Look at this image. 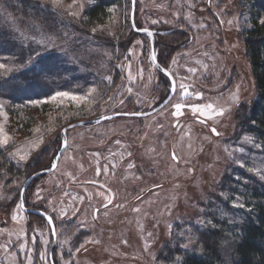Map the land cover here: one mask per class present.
Masks as SVG:
<instances>
[{
    "label": "rangeland",
    "instance_id": "obj_1",
    "mask_svg": "<svg viewBox=\"0 0 264 264\" xmlns=\"http://www.w3.org/2000/svg\"><path fill=\"white\" fill-rule=\"evenodd\" d=\"M96 1L53 6L83 21ZM10 4L0 0V29L12 31L15 43L0 52V82L31 66L33 57L51 86L29 94L24 107L0 90V151L21 170L0 173V264H51V227L25 213L20 193L30 174L51 165L63 128L147 111L168 96L171 82L157 69L150 34L141 28L163 33L156 53L176 76V92L149 116H117L68 130L58 167L30 185L25 197L55 219L56 264H181L179 253L169 256L176 248L205 254L198 232L213 225L210 212L234 226L249 213L243 185L264 190V153L247 125L257 90L241 34L254 16L264 19V0H136V29L132 0H118L95 32L115 44L61 23L44 32L29 24L20 29ZM162 40L176 48L163 47ZM58 91L84 99L52 101ZM176 103L183 105L179 115ZM229 241L225 264H232Z\"/></svg>",
    "mask_w": 264,
    "mask_h": 264
},
{
    "label": "trees",
    "instance_id": "obj_2",
    "mask_svg": "<svg viewBox=\"0 0 264 264\" xmlns=\"http://www.w3.org/2000/svg\"><path fill=\"white\" fill-rule=\"evenodd\" d=\"M10 1L12 3L8 6V10L12 14L10 16H12L14 21L16 20L19 23L20 29H24L23 27L29 24L35 31L44 32V28L51 26L50 29L52 28L51 30H53L58 28L57 23H61V26L68 25L69 28L83 34H90L104 39L107 44L116 43V39L111 36H102V33H99L98 36L96 35L97 33H93V35L91 32L93 28H98L99 25L106 22L109 7L118 0H97L96 4L87 10L85 14L86 20L83 21L68 18L69 14L57 9L52 3L44 0ZM256 5L262 6L260 3ZM261 21H264V19L260 20L254 16L241 36L247 57L251 63L257 90L256 106L250 112L247 125H250V129L257 134L262 152L264 153V23H261ZM2 31L0 29V52L9 51L12 48L11 46L14 47L13 44H15H11L10 42V38L14 34L10 30H5L6 32ZM133 32L137 35L144 34L134 29ZM160 32L155 35L156 48L160 45L159 37L163 35ZM161 44L165 48L168 46L176 48L171 43L165 44L163 40ZM159 62L162 64V59ZM41 70L40 59L29 67H21L20 71L13 73V77L8 76L3 82H0V90L20 104H23L21 106L24 107V102L30 97L29 94H41L42 91L49 89L51 86V80H46L42 76ZM158 70L161 72L160 69ZM161 73L164 74L163 72ZM115 78L118 80V73ZM33 97L35 96H31V98ZM59 136L62 137L63 133H59ZM47 167L49 166L47 165ZM43 168H46V166L43 165L42 168H38L37 170ZM2 170H6L9 174L14 173L18 175L21 173V170L14 163L7 161L4 154L0 151V173ZM42 176L36 178L32 184ZM243 188L245 192L242 193L241 198L248 207L249 213L236 222L234 226V224L228 223L227 218L218 217L213 211L210 212V216L214 219L213 225L204 228L202 232H198L199 243L203 246L205 254L198 255L187 251L182 253L180 249L176 248L171 251L172 254L169 256L179 253L182 258L181 264H225L223 244L230 240L229 242L232 243V264H264V190L245 185H243ZM223 189H226V187H223ZM39 216L44 219L43 216ZM234 229L237 230L234 231Z\"/></svg>",
    "mask_w": 264,
    "mask_h": 264
},
{
    "label": "water",
    "instance_id": "obj_3",
    "mask_svg": "<svg viewBox=\"0 0 264 264\" xmlns=\"http://www.w3.org/2000/svg\"><path fill=\"white\" fill-rule=\"evenodd\" d=\"M132 6H133L132 22H133V28H135L136 0H132ZM137 30H139V32H149V34H150V38H151L150 45H151L152 57H153V54H155V59H153L154 63L158 69H160L164 74H166L169 77L170 82H171V90H170L168 96L163 101H161L158 105H156L155 107H153L152 109L147 110V111H136V112H125V113L124 112H118V113H112V114L105 115V116H103L99 119H95V120H80V121H75L73 123L68 124L62 130L63 135H64V139L62 141L61 148L59 149L58 153L56 154L55 158L53 159L51 165L47 168L37 170V171L33 172L31 175H29V177L27 178V180L25 181V183L21 189L20 203H21V206L26 213H37L39 215H42L46 218L47 222H48V218L51 217L52 222L49 223V225L51 227V230H52V233L54 236V242H53V244L50 248V251H49V257H50L51 264H56L55 260H54V249H55L56 245L58 244L57 226H56L55 220H54L53 216L51 214L47 213L46 211L41 210V209L31 208V207L27 206L25 197H26V193H27L30 185L32 184V182L36 178H38L42 175H45L47 173H50L58 167V165L61 161V158L63 157L64 152L67 148V146L65 147V141L68 145V137H67L68 130L73 128V127H76V126H84V125H88L90 123H96V122H100L102 120L112 119V118H115L117 116H123V115L137 116V117L149 116L151 114L156 113L157 111H159L163 107H165L172 100V98L176 92V89H177L176 76L174 75V73L169 68L163 66L159 62L158 57H157L156 47H155V35H156L157 30H152V29H148V28H141V29H137ZM164 70H166V71H164ZM173 86L175 87V92L172 91ZM169 97H171L170 100H169ZM166 100L168 101V103H165ZM174 156H175V154H174Z\"/></svg>",
    "mask_w": 264,
    "mask_h": 264
},
{
    "label": "snow or ice",
    "instance_id": "obj_4",
    "mask_svg": "<svg viewBox=\"0 0 264 264\" xmlns=\"http://www.w3.org/2000/svg\"><path fill=\"white\" fill-rule=\"evenodd\" d=\"M73 2L75 3L76 0H73ZM52 3H53V5H59L60 0H52ZM80 6L83 7L82 4H81ZM108 11H109V12H112L113 9L109 8ZM70 14L73 15V16L78 15V13H75V12L70 13ZM261 23H264V21H261ZM98 27H99V26H98ZM92 31L95 33V32L97 31V28H93ZM40 43H43V42L41 41ZM35 55H36V57H39V56H40V52H36ZM152 58L155 59V54H153V57H152ZM27 63H28L29 65L34 64V63H35L34 58H33V57H29V60L27 61ZM3 67H5V65L0 64V68H3ZM164 71H166V70H164ZM190 71H191V70H190ZM169 75H170V74H169ZM106 79L111 80V77H106ZM181 88L183 89L184 86L181 85ZM91 91L94 92L95 89H92ZM172 91L175 92V87H174V86H173V88H172ZM184 91H185V94H187V89H184ZM198 95H199V94H198ZM59 97L68 98V99H71V100H83V99H84V97L71 95L69 92H66V91H58V92L55 93V95L51 96L50 99H51L52 101H56L57 98H59ZM170 99H171V97H169V100H170ZM33 103H39V101H34ZM165 103H168V101L166 100ZM2 107H3V104L0 103V108H2ZM182 107H183V105H182L181 103H176V104L174 105V108L176 109V112H175L174 114H176V115L181 114V109H182ZM208 107L211 108L212 106H211V105H208ZM217 114H218V115H223V114H224V110H223V109L219 110V112H218ZM212 131H213V133H215L216 135H219V133L216 132V129H215V128H213ZM7 141H8V137L5 136V137H4V140H3V143L6 144ZM41 142H42V141H41ZM66 146H67V143H66V141H65V147H66ZM129 155H131V154L129 153ZM21 158L24 159L25 157H21ZM173 158L175 159V156H173ZM54 166H55V165H54ZM37 197L39 198V193H37ZM109 203H111V200H110V199H109ZM105 207H106V205H105ZM134 211H139V209H134ZM13 219H15V217H13ZM51 222H52L51 217H49V218H48V223H51ZM81 247H83V245H82Z\"/></svg>",
    "mask_w": 264,
    "mask_h": 264
},
{
    "label": "flooded vegetation",
    "instance_id": "obj_5",
    "mask_svg": "<svg viewBox=\"0 0 264 264\" xmlns=\"http://www.w3.org/2000/svg\"><path fill=\"white\" fill-rule=\"evenodd\" d=\"M91 124V123H90ZM104 205H106V204H104ZM27 206H29V205H27ZM30 207V206H29ZM31 208H33V207H31ZM98 212H99V210H98V208L96 209H94V215L95 216H97L98 215ZM26 213V212H25ZM27 215H30V214H37V213H26ZM39 215V214H38ZM42 216V215H41ZM44 217V216H43ZM54 218V217H53ZM44 219L46 220V218L44 217ZM55 220V219H54ZM47 221V220H46ZM56 223V222H55ZM49 224V223H48ZM54 260H55V257H54ZM56 263V262H55Z\"/></svg>",
    "mask_w": 264,
    "mask_h": 264
}]
</instances>
